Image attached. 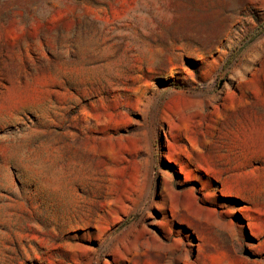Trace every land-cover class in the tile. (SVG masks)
<instances>
[{
    "label": "rangeland",
    "instance_id": "1",
    "mask_svg": "<svg viewBox=\"0 0 264 264\" xmlns=\"http://www.w3.org/2000/svg\"><path fill=\"white\" fill-rule=\"evenodd\" d=\"M0 264H264V0H0Z\"/></svg>",
    "mask_w": 264,
    "mask_h": 264
}]
</instances>
